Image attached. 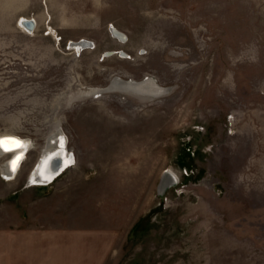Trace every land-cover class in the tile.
I'll use <instances>...</instances> for the list:
<instances>
[{
    "label": "rangeland",
    "instance_id": "obj_1",
    "mask_svg": "<svg viewBox=\"0 0 264 264\" xmlns=\"http://www.w3.org/2000/svg\"><path fill=\"white\" fill-rule=\"evenodd\" d=\"M115 77L170 91L87 95ZM56 128L72 163L29 185ZM6 133L34 148L0 174V257L264 264V0H0Z\"/></svg>",
    "mask_w": 264,
    "mask_h": 264
},
{
    "label": "bare ground",
    "instance_id": "obj_2",
    "mask_svg": "<svg viewBox=\"0 0 264 264\" xmlns=\"http://www.w3.org/2000/svg\"><path fill=\"white\" fill-rule=\"evenodd\" d=\"M31 24V21L20 20L19 22V25L27 30L31 29ZM111 32L114 36L123 40V38L120 37L121 33L116 35L114 29H111ZM89 46L90 43L84 40L70 43L71 48L78 50H82L85 47L89 48ZM107 54L109 55L112 53ZM111 90H120L123 92L138 93L154 97L167 94L170 88L160 86L151 77H145L140 81L123 80L115 77L108 82L105 88L89 89L86 93L87 95L97 97ZM0 138H14L20 142L19 147L8 144L4 148H0V158L7 156L1 165L0 174L6 178V180H10V176L14 175L15 171H17L24 162L27 153L34 148V143L28 137H19L8 133L0 134ZM61 139L63 140V146H61ZM18 156L20 159L17 162L15 171H13L11 162ZM71 163L72 154L67 151V138L61 128H56L46 138L45 146L29 175L28 183L29 185L46 184L56 175H61ZM171 178L172 177H170V180L173 179Z\"/></svg>",
    "mask_w": 264,
    "mask_h": 264
},
{
    "label": "crops",
    "instance_id": "obj_3",
    "mask_svg": "<svg viewBox=\"0 0 264 264\" xmlns=\"http://www.w3.org/2000/svg\"><path fill=\"white\" fill-rule=\"evenodd\" d=\"M9 247L6 248L9 252H6L5 255L7 257H0V264H75V261H69L67 263L66 260L58 259V257L50 259L49 257H39L38 254L45 249H50L49 243L47 242H33V241H25L22 242L21 247L30 246L31 250L34 251L33 257L23 258V259H15L13 257L12 251L14 250L13 247L19 246L18 243H9L6 244ZM47 246V247H45ZM36 251V252H35ZM49 256V254L47 253Z\"/></svg>",
    "mask_w": 264,
    "mask_h": 264
},
{
    "label": "snow or ice",
    "instance_id": "obj_4",
    "mask_svg": "<svg viewBox=\"0 0 264 264\" xmlns=\"http://www.w3.org/2000/svg\"><path fill=\"white\" fill-rule=\"evenodd\" d=\"M12 144L16 147L20 146V142L18 140H15L14 138H0V148H4L6 145ZM61 146H63V140L61 139ZM20 157H16L11 163H12V170L15 171L17 162L19 161ZM35 182V181H33Z\"/></svg>",
    "mask_w": 264,
    "mask_h": 264
},
{
    "label": "flooded vegetation",
    "instance_id": "obj_5",
    "mask_svg": "<svg viewBox=\"0 0 264 264\" xmlns=\"http://www.w3.org/2000/svg\"><path fill=\"white\" fill-rule=\"evenodd\" d=\"M117 32H119V33H121L120 31H118L117 29H115ZM120 37H122L123 39H125L126 38V35L125 34H123V33H121V36ZM85 48H87V47H85ZM110 55V54H109ZM121 55H123V54H121Z\"/></svg>",
    "mask_w": 264,
    "mask_h": 264
},
{
    "label": "water",
    "instance_id": "obj_6",
    "mask_svg": "<svg viewBox=\"0 0 264 264\" xmlns=\"http://www.w3.org/2000/svg\"><path fill=\"white\" fill-rule=\"evenodd\" d=\"M114 33L117 35V34H119V32H117L115 29H114ZM105 86V85H104ZM104 86H101L102 88L104 87ZM105 88V87H104Z\"/></svg>",
    "mask_w": 264,
    "mask_h": 264
}]
</instances>
